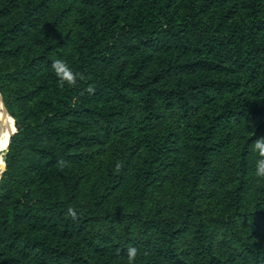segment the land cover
<instances>
[{
	"label": "trees",
	"instance_id": "1",
	"mask_svg": "<svg viewBox=\"0 0 264 264\" xmlns=\"http://www.w3.org/2000/svg\"><path fill=\"white\" fill-rule=\"evenodd\" d=\"M0 97V264H264V0H0Z\"/></svg>",
	"mask_w": 264,
	"mask_h": 264
},
{
	"label": "clouds",
	"instance_id": "2",
	"mask_svg": "<svg viewBox=\"0 0 264 264\" xmlns=\"http://www.w3.org/2000/svg\"><path fill=\"white\" fill-rule=\"evenodd\" d=\"M52 70L55 73V76L58 79V86L63 88L65 84L70 87H74L77 84L78 79L83 80L84 76L82 73L73 72L68 64L62 60L57 59L52 62ZM85 91L89 94H94L95 89L92 86H88ZM11 121V118H9ZM15 130V129H13ZM7 133L3 134V138L6 139ZM7 151V144L0 142V173H2L5 168V156L4 154ZM251 151L255 152L258 156L255 166V176L260 179H264V136H261L253 142L251 145ZM67 215L70 216L73 220L78 218V214L75 209L69 208ZM138 249L136 247H129L127 249L126 255L128 259V264H134V261L137 257Z\"/></svg>",
	"mask_w": 264,
	"mask_h": 264
},
{
	"label": "rangeland",
	"instance_id": "3",
	"mask_svg": "<svg viewBox=\"0 0 264 264\" xmlns=\"http://www.w3.org/2000/svg\"><path fill=\"white\" fill-rule=\"evenodd\" d=\"M4 105L2 102V99L0 97V120H4L6 122V111L4 110ZM260 121H264V116L259 117L255 120L252 121H237V120H229L224 124L223 128L226 129H231L233 132V143L231 145L230 148H228L224 153H222V155L220 156L219 160L221 162H225V160L227 158H231V156L233 155L234 152V148H236L241 140H242V134L243 132L247 131L248 129H250L251 127H253L257 122ZM8 125V123H7ZM6 128H4L2 135L0 137V142H1V138L3 137V134L5 133ZM262 136H264V132L262 134Z\"/></svg>",
	"mask_w": 264,
	"mask_h": 264
},
{
	"label": "water",
	"instance_id": "4",
	"mask_svg": "<svg viewBox=\"0 0 264 264\" xmlns=\"http://www.w3.org/2000/svg\"><path fill=\"white\" fill-rule=\"evenodd\" d=\"M5 109H6V108H5ZM6 111H7V109H6ZM7 112H8V111H7ZM12 117H13V116H12ZM13 120H14V127L8 130V134H9V136H10L11 134H13V133L16 131L17 120H16V118H14V117H13ZM8 126H9V125H7V122H5L4 120H0V137H1V135H2V132H3L4 128H7ZM13 129H15V130H13ZM5 164H6V162H5Z\"/></svg>",
	"mask_w": 264,
	"mask_h": 264
},
{
	"label": "bare ground",
	"instance_id": "5",
	"mask_svg": "<svg viewBox=\"0 0 264 264\" xmlns=\"http://www.w3.org/2000/svg\"><path fill=\"white\" fill-rule=\"evenodd\" d=\"M6 115H7V113H6Z\"/></svg>",
	"mask_w": 264,
	"mask_h": 264
}]
</instances>
